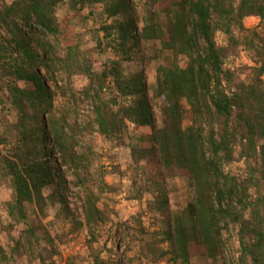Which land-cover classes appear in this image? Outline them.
I'll list each match as a JSON object with an SVG mask.
<instances>
[{
  "label": "trees",
  "instance_id": "obj_1",
  "mask_svg": "<svg viewBox=\"0 0 264 264\" xmlns=\"http://www.w3.org/2000/svg\"><path fill=\"white\" fill-rule=\"evenodd\" d=\"M238 52L249 63L229 67ZM0 87V264H121L99 254L120 237L130 263L264 264V0H0ZM93 132L154 151L102 166L81 146ZM117 176L128 199L153 195L123 221ZM57 204L65 232L44 223ZM74 235L83 259L63 256Z\"/></svg>",
  "mask_w": 264,
  "mask_h": 264
},
{
  "label": "rangeland",
  "instance_id": "obj_2",
  "mask_svg": "<svg viewBox=\"0 0 264 264\" xmlns=\"http://www.w3.org/2000/svg\"><path fill=\"white\" fill-rule=\"evenodd\" d=\"M5 1H9V0H5ZM66 13V7H61L58 9L57 11V16L59 18V20H62L63 17L65 16ZM258 23V19L256 18H248L245 21V26L248 28H253L254 26H256ZM217 42L219 44H222L224 42V37L222 35H218L217 36ZM249 63L248 62V57L246 54H244L243 52H238L237 54H233L231 55V57L228 60L227 65L233 66V67H240L243 66L245 64ZM127 67L130 68H134L137 67V70L141 71L143 75H145L144 72V65L141 63H125ZM132 66V67H131ZM244 74L245 72L243 71V73H241V78H244ZM152 79H148V82H151ZM81 84L78 82L77 83V89H80ZM6 95V90L2 87H0V96H5ZM86 110L83 109V111L81 112V116L80 119L83 118V115L86 114L85 112ZM14 117V115H13ZM130 130V136H132V127L129 129ZM128 142L131 141L129 140ZM87 146L89 148H91L92 150H94V152H96L99 157H98V161L99 164L102 166H112V165H120L121 166V170L126 169L127 167L131 168L133 166V159L134 156H136L137 159L140 160V163L144 166L147 157H149V155L154 151V148L151 147H145L143 146L141 149H137L135 151V154L132 153L130 147H125V146H121V147H116L114 145V143L107 141L105 138L99 136L97 133H90L87 134L84 138H83V142L81 143V146ZM234 172H237V170H239V167L236 165H234L231 168ZM131 175V172L128 173V176ZM125 177V179H118L117 177H113L112 178H108L107 181L109 183L113 182V180L118 183L121 182V191L120 194L113 196L112 195V202H114V204H112L113 210L115 212H117V217L113 216V220L117 221V220H128L130 219V217L134 216L137 214V212L140 209H144L145 208V203L147 200H151L153 197V195L150 192V189L146 190V187H144L143 189H139V192L143 193L142 199L139 200H131L128 199V197H130L133 194V186L131 185V180L129 177ZM69 179H72V176H69ZM71 185V184H68ZM72 193H76V190L71 187ZM131 194V195H130ZM8 195L7 192L0 187V218L3 222L4 225H6L8 223V218L6 215V209H5V201L7 200ZM186 198V197H185ZM105 202H108L107 199H105ZM70 209L72 210V213L76 216H78L79 214H81V206H84L83 202L81 201H75L74 197H71L70 200ZM100 207L102 206V202L99 205ZM60 211V205L57 204L54 208H50L49 212V216L48 218L44 221L45 225L48 227V229L51 231H53L54 229L58 232L63 231L65 232L66 230H68L69 228V221H67L66 223H62V222H58L57 225L55 226H51L50 222L55 221V215H58ZM154 216H156L155 213L151 214V213H147L146 214V219H145V224L149 225L150 223H152V218H154ZM60 218H62V215L59 216ZM59 221V220H58ZM156 227L151 228V230H153ZM231 235L233 236L232 240H231V244H230V253L231 254H235L238 250V244L237 241L235 239V234L236 231L235 230H231L230 231ZM53 234V233H52ZM105 234V233H104ZM83 235V234H82ZM81 235V236H82ZM121 236V235H120ZM119 236V237H120ZM1 237V235H0ZM4 239L5 236H2ZM71 238H73L72 242H69L65 247L62 248L63 251V256L64 258H66L69 255L72 256H79L80 258H85V256H88V252L86 250V247L84 246V239H79L77 240V235L72 236ZM68 238V239H71ZM125 239L128 241L127 238L124 237H120L119 239H112L111 241H108L107 243H105V246H103L104 249H102V252H98L102 257H106L107 253L109 252L112 256V258L114 259H119L121 260V264H137L136 262L130 263L128 262V260L130 259V257L134 256L135 254H137L138 248L136 246L133 247V249L129 252L126 253V249H125ZM103 241H101L102 244ZM96 250L95 251H99L98 247H94ZM108 253V254H109ZM83 264H89L88 260H83L82 261ZM60 264H64V262H61ZM160 264H167L165 261L161 262ZM200 264V262H199Z\"/></svg>",
  "mask_w": 264,
  "mask_h": 264
}]
</instances>
